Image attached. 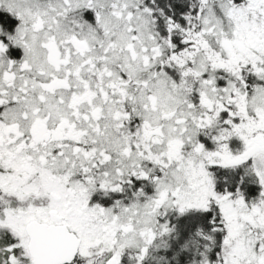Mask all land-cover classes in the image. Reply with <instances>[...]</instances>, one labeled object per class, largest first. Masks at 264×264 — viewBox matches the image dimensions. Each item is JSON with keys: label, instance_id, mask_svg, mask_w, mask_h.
Wrapping results in <instances>:
<instances>
[{"label": "snow or ice", "instance_id": "1", "mask_svg": "<svg viewBox=\"0 0 264 264\" xmlns=\"http://www.w3.org/2000/svg\"><path fill=\"white\" fill-rule=\"evenodd\" d=\"M0 264H264V0H0Z\"/></svg>", "mask_w": 264, "mask_h": 264}]
</instances>
